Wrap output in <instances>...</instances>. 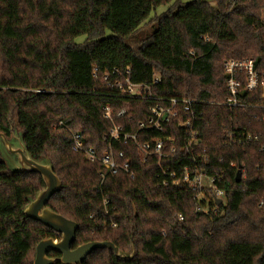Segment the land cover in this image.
<instances>
[{"label": "trees", "instance_id": "1", "mask_svg": "<svg viewBox=\"0 0 264 264\" xmlns=\"http://www.w3.org/2000/svg\"><path fill=\"white\" fill-rule=\"evenodd\" d=\"M172 1L142 38L152 11ZM263 13L264 0H0V133L10 139L18 130L30 156L51 163L62 188L48 207L78 224L73 249L108 241L133 252L121 260L98 248L82 264H233L242 246L261 247L252 264H264L262 91L242 89L240 106L222 105L230 97L226 62L252 59L264 70ZM126 79L151 98L113 86ZM169 99L196 102L192 110L202 115L193 128L174 121L162 132L143 129L151 107ZM114 128L136 140H110ZM192 132L206 162L189 153ZM77 134L98 154L122 153L118 161L134 178L123 170L102 178L100 161L74 152ZM168 137L176 152L145 161L138 143ZM167 167L179 174L199 167L225 201L206 191L200 198L183 182L160 187ZM44 189L39 173L12 170L0 150V264H33L40 241L61 238L23 213Z\"/></svg>", "mask_w": 264, "mask_h": 264}, {"label": "built area", "instance_id": "2", "mask_svg": "<svg viewBox=\"0 0 264 264\" xmlns=\"http://www.w3.org/2000/svg\"><path fill=\"white\" fill-rule=\"evenodd\" d=\"M225 71L229 74L228 89L230 97L222 103L224 106H240L238 102V96L242 89L248 93H253L258 90L262 91V97L264 99V70H260L252 59L243 61H229L225 64ZM119 70L114 69L113 74H118ZM129 74L130 71H127ZM108 79V77H106ZM158 82V77L155 79V83ZM109 85H111L109 83ZM119 91L129 97H146L149 95V90L143 84L132 83L129 79L125 82L117 81L114 85ZM148 93V94H147ZM151 98V95L148 96ZM196 102L192 100L180 101L177 99L165 100L163 103H157L151 107V117L147 125H141L143 129H152L159 132L164 131V128L171 125L176 121L180 128L192 129L197 119L202 114L195 113L192 110V104ZM105 111H109L105 108ZM184 113L186 118L183 119L180 113ZM108 117V114H107ZM120 128H114L110 133V140L112 141H127L131 138L136 140V136H129L121 134ZM198 132H192V139L189 144V153L195 158L202 159L203 162L207 161V157L201 152L205 153V150H201L200 142L198 140ZM174 138L168 137L167 139H153L151 142L144 144L138 143V148L146 156L149 154H155L160 159L167 158L170 154L176 152V148L173 145ZM74 152L80 154L84 159L90 162L100 161L104 166V172L101 174L102 178L107 176H115L120 171H125L127 175L134 178V173L130 170L128 163H120L118 160L122 159L124 155L122 153L116 154L113 149H108L99 153L92 149L86 148L81 141L80 135L74 136ZM160 179L159 186L167 187L169 184L178 185L183 182L189 186L190 189L199 190L201 193L199 197H205V191L208 192L210 199L217 202L221 200L222 203L225 201V192L220 189L216 184V179L208 175L204 170L199 167H195L193 170L184 168L179 174L173 171L170 167L162 168L160 173L157 175ZM203 212H208L207 208L201 209ZM216 213V209H214Z\"/></svg>", "mask_w": 264, "mask_h": 264}, {"label": "water", "instance_id": "3", "mask_svg": "<svg viewBox=\"0 0 264 264\" xmlns=\"http://www.w3.org/2000/svg\"><path fill=\"white\" fill-rule=\"evenodd\" d=\"M14 143L10 144L3 134L0 133V140L7 144L9 152L14 154L19 160L17 168H10L19 172H37L39 173L45 183V189L37 193L29 204L23 210L26 217L41 222L44 226L52 229L58 233L60 239H44L36 246L35 259L33 264H82L87 256L95 249L107 248L114 251L115 256L121 260H129L133 256V252L124 253L120 251L113 243L105 242H88L79 245L76 248H72L76 240V232L78 224L71 221L61 214H58L48 207V203L51 197L59 192L62 188V184L54 173L51 163L48 160L40 162L35 161L27 152L26 147L22 141L21 134L16 136L13 133ZM242 178V169L239 168L237 172V182L239 183ZM222 201L218 200L216 203L219 205ZM50 252H56L60 255L59 259L50 258L48 254Z\"/></svg>", "mask_w": 264, "mask_h": 264}, {"label": "rangeland", "instance_id": "4", "mask_svg": "<svg viewBox=\"0 0 264 264\" xmlns=\"http://www.w3.org/2000/svg\"><path fill=\"white\" fill-rule=\"evenodd\" d=\"M194 0H178V4L181 6H184ZM175 3V1H172L171 3H168L166 5H161L157 7L155 10L152 11L150 18L148 21L140 28V35L142 38H146L148 35H150L154 28H153V23H154V18L164 12H166L169 7H171ZM212 5L215 6L214 3ZM263 19H264V13H263ZM85 40V37L78 38V42H83ZM14 133H16V136H19L20 133L18 130H15ZM14 136L9 139L10 144L14 143ZM8 145L5 144L2 140H0V150L2 153V156L6 163L11 167V168H17L16 166L19 163L18 157H17V162L15 161L16 158L14 157V154H11L9 152V149L7 147ZM244 178V176H242ZM261 252V247L259 246H242V247H235L233 251V264H252L253 259L257 256V254Z\"/></svg>", "mask_w": 264, "mask_h": 264}]
</instances>
